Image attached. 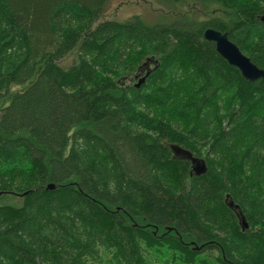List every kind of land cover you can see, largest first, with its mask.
<instances>
[{
	"label": "trees",
	"instance_id": "trees-1",
	"mask_svg": "<svg viewBox=\"0 0 264 264\" xmlns=\"http://www.w3.org/2000/svg\"><path fill=\"white\" fill-rule=\"evenodd\" d=\"M172 1L0 0V264H264V79L204 38L264 69V0Z\"/></svg>",
	"mask_w": 264,
	"mask_h": 264
},
{
	"label": "rangeland",
	"instance_id": "rangeland-1",
	"mask_svg": "<svg viewBox=\"0 0 264 264\" xmlns=\"http://www.w3.org/2000/svg\"><path fill=\"white\" fill-rule=\"evenodd\" d=\"M175 4L176 3L172 0H108L103 19H116L121 21L134 15H139L147 23L171 24L178 19V14H194L195 12L193 11L200 9L192 2L177 4V6H175ZM212 10L213 6L211 8V11ZM202 13L198 15L200 18L208 17L206 13ZM74 58L75 55L69 56V58L63 62L64 65H69ZM5 202L18 204L19 200L13 198L5 200Z\"/></svg>",
	"mask_w": 264,
	"mask_h": 264
},
{
	"label": "water",
	"instance_id": "water-1",
	"mask_svg": "<svg viewBox=\"0 0 264 264\" xmlns=\"http://www.w3.org/2000/svg\"><path fill=\"white\" fill-rule=\"evenodd\" d=\"M204 38L215 44L218 54L225 59L230 65L238 68L243 78L249 81L264 79V69L256 65L249 56L245 55L236 43L230 40L228 32H221L214 28H207L204 31ZM146 77H143L138 82L140 86ZM175 155L188 159L191 162L192 173L200 176L207 172V163L204 158L194 156L190 151L173 146ZM55 186L50 184L46 189H54ZM232 205V204H231ZM243 230L248 227L246 220L241 221Z\"/></svg>",
	"mask_w": 264,
	"mask_h": 264
}]
</instances>
